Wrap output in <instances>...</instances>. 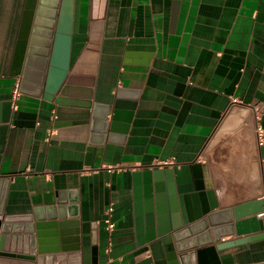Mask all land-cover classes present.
Listing matches in <instances>:
<instances>
[{"label": "crops", "instance_id": "1", "mask_svg": "<svg viewBox=\"0 0 264 264\" xmlns=\"http://www.w3.org/2000/svg\"><path fill=\"white\" fill-rule=\"evenodd\" d=\"M26 4L0 0V219L77 221L79 264H156L136 174L186 167V183L200 173L205 184L193 207L213 198L217 211L230 210L218 225L227 245L195 264H264V204L258 231L237 227L252 217L247 205L264 201V0H75L70 69L52 100L48 65L29 53L35 26L46 40L48 5L33 11L17 65ZM159 204L171 217L167 189ZM0 264L38 261L0 255Z\"/></svg>", "mask_w": 264, "mask_h": 264}, {"label": "water", "instance_id": "2", "mask_svg": "<svg viewBox=\"0 0 264 264\" xmlns=\"http://www.w3.org/2000/svg\"><path fill=\"white\" fill-rule=\"evenodd\" d=\"M74 4L75 0H27L28 15L18 47L19 60H17V65L22 62V56H24L28 44L33 11L38 7L40 13L43 11V6L48 5L52 8L49 13V30L42 33L46 40L41 41L39 36L37 37L41 31L35 26L34 36L29 47L30 54L34 52L44 57L40 60L44 65L43 68L48 65L44 93L45 99L48 100H52L60 90L70 69ZM40 78H44V76ZM1 105L4 107L3 121H8L12 101H6ZM186 172V167H182L180 170L177 167H164L144 170L136 174L138 180L142 177L144 179L146 198V218L142 222L145 227L141 226V230L145 231L144 240L150 243L156 264H195L196 255L201 257L206 251L213 252L214 249L219 250L227 245V243H220L224 235H222L218 225L221 223L222 215L229 217L230 210L217 211L218 204L213 201V198L210 206L204 204L203 207H199L196 204L193 207L190 204L191 198L196 199V203L205 200V184L200 178V173L197 174L198 178L194 185L186 183V178L182 176ZM3 183H7V181L0 179V186ZM160 184L165 185L166 188H162ZM165 189L170 196V208L173 211L169 218L160 214V191L163 192ZM209 195L212 196V193L209 192ZM5 197L6 186L4 188L1 186L0 215L4 214ZM263 204L264 201H260L246 206L245 210L249 211L252 217L245 221H239L237 223L239 230L250 224L253 231L259 230L257 229L258 222L255 214L263 212ZM239 209H235L236 217L240 216ZM49 220L35 219L32 215L23 217L4 215L3 219H0V255L37 260L38 264H44V262L45 264H66L68 258L73 257L74 259L72 261L70 259L69 262L77 264L78 257L75 256L78 255L80 239L77 236L78 229H70L71 225L77 226V221L69 219L56 221L54 217ZM230 221L229 219L228 222ZM208 225L212 227L213 237H210ZM193 234H197V236H193ZM252 238L254 239V237ZM247 240H251V238H247ZM214 242H218L214 247L188 253L190 249L208 246ZM10 244H19L20 247L23 245L25 252L23 253L21 250L19 253L4 252L3 249L8 248Z\"/></svg>", "mask_w": 264, "mask_h": 264}, {"label": "built area", "instance_id": "3", "mask_svg": "<svg viewBox=\"0 0 264 264\" xmlns=\"http://www.w3.org/2000/svg\"><path fill=\"white\" fill-rule=\"evenodd\" d=\"M261 143H262V141H260ZM169 163V161L168 162H166V163H164V164H162V165H165V164H168ZM110 170H113L114 169V167L113 168H109ZM112 212H113V206H109V208H108V210H107V212H106V223L108 224V228L111 230V229H114V226H115V224H114V221L112 220Z\"/></svg>", "mask_w": 264, "mask_h": 264}]
</instances>
